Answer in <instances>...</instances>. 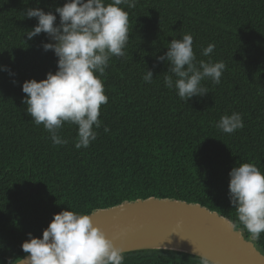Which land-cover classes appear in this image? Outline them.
<instances>
[{
    "label": "trees",
    "instance_id": "16d2710c",
    "mask_svg": "<svg viewBox=\"0 0 264 264\" xmlns=\"http://www.w3.org/2000/svg\"><path fill=\"white\" fill-rule=\"evenodd\" d=\"M66 0H0V264L25 253L29 233L42 237L62 210L88 214L148 197L201 204L236 221L229 200V172L241 163L264 173V0H138L128 9L125 57H112L104 84L101 127L87 148L74 146L77 126L65 123L54 145L22 103L25 80L58 70V57L44 51L46 33L26 32L37 18L28 8L55 13ZM193 36L197 61H223L221 82L202 81L203 96L187 102L164 85L172 39ZM214 44L209 56L202 49ZM153 71L146 83L143 75ZM13 80L16 82L14 83ZM238 112L244 127L225 134L215 127L222 115ZM109 131L106 133L104 127ZM242 228V226H241ZM239 228V229H241ZM246 237H251L243 230ZM256 245L264 252V232ZM197 256L148 249L126 252L123 264H198Z\"/></svg>",
    "mask_w": 264,
    "mask_h": 264
},
{
    "label": "clouds",
    "instance_id": "9594fccd",
    "mask_svg": "<svg viewBox=\"0 0 264 264\" xmlns=\"http://www.w3.org/2000/svg\"><path fill=\"white\" fill-rule=\"evenodd\" d=\"M138 0H66L57 6V16L41 8H28L23 17L37 18L38 23L26 32L31 40L46 33L56 43H43L44 51L52 50L58 57V70L48 72L45 79L25 80L22 91L26 113L36 126L43 125L54 145H64L68 140L58 134L65 123L77 126L74 146L87 148L97 139L95 129L101 127V105L107 104L104 84L112 57H125L130 38L128 9L135 8ZM215 45L208 44L201 55L209 56ZM167 51L156 57L168 62V75L164 85L175 90L181 100L187 102L194 96L209 91L202 81L211 80L213 85L221 82L226 68L223 61H197L193 50V36L183 34L172 39ZM0 70L14 75L7 66ZM153 71L143 75L146 83L153 80ZM15 83L16 81L13 80ZM215 127L225 134H232L244 127L242 115L225 114ZM104 131L109 129L105 126ZM229 200L236 210V221L230 226L247 230L253 241L264 232V173L253 163H241L229 172ZM92 214L62 210L54 214L42 237H34L21 245L24 256L20 264H123L125 250L117 245L92 219ZM198 264H220L207 254H200Z\"/></svg>",
    "mask_w": 264,
    "mask_h": 264
},
{
    "label": "water",
    "instance_id": "95a60500",
    "mask_svg": "<svg viewBox=\"0 0 264 264\" xmlns=\"http://www.w3.org/2000/svg\"><path fill=\"white\" fill-rule=\"evenodd\" d=\"M48 43H56L46 34ZM92 214L99 225L125 253L163 249L199 257L207 254L220 264H264V252L243 230L230 226L220 213L198 204L174 198L148 197L106 208ZM148 241H165L195 251L163 246H135ZM12 264H20L22 258Z\"/></svg>",
    "mask_w": 264,
    "mask_h": 264
},
{
    "label": "bare ground",
    "instance_id": "6f19581e",
    "mask_svg": "<svg viewBox=\"0 0 264 264\" xmlns=\"http://www.w3.org/2000/svg\"><path fill=\"white\" fill-rule=\"evenodd\" d=\"M135 246H163V247H174V248H180V249H185V250H190V251H195L187 246H183L177 243H170V242H165V241H148L144 243H137Z\"/></svg>",
    "mask_w": 264,
    "mask_h": 264
}]
</instances>
